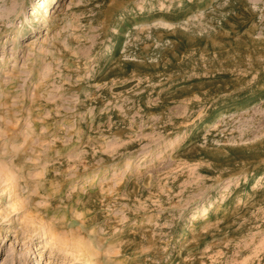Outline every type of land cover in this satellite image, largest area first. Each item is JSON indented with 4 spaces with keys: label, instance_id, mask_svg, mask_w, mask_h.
<instances>
[{
    "label": "rangeland",
    "instance_id": "374dc122",
    "mask_svg": "<svg viewBox=\"0 0 264 264\" xmlns=\"http://www.w3.org/2000/svg\"><path fill=\"white\" fill-rule=\"evenodd\" d=\"M0 264H264V0H0Z\"/></svg>",
    "mask_w": 264,
    "mask_h": 264
},
{
    "label": "bare ground",
    "instance_id": "6f19581e",
    "mask_svg": "<svg viewBox=\"0 0 264 264\" xmlns=\"http://www.w3.org/2000/svg\"><path fill=\"white\" fill-rule=\"evenodd\" d=\"M169 142H166L165 144L167 145ZM182 239V238H181Z\"/></svg>",
    "mask_w": 264,
    "mask_h": 264
}]
</instances>
